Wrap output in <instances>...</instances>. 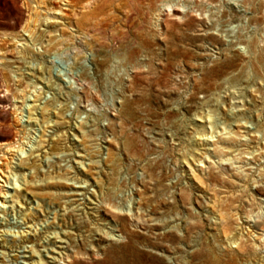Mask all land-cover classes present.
Masks as SVG:
<instances>
[{
	"label": "rangeland",
	"instance_id": "1",
	"mask_svg": "<svg viewBox=\"0 0 264 264\" xmlns=\"http://www.w3.org/2000/svg\"><path fill=\"white\" fill-rule=\"evenodd\" d=\"M69 2L0 0V264H264V0Z\"/></svg>",
	"mask_w": 264,
	"mask_h": 264
},
{
	"label": "bare ground",
	"instance_id": "2",
	"mask_svg": "<svg viewBox=\"0 0 264 264\" xmlns=\"http://www.w3.org/2000/svg\"><path fill=\"white\" fill-rule=\"evenodd\" d=\"M207 1H209V0H207ZM67 2L68 3H70L69 2V0H67ZM92 4V3H91ZM90 5V1L89 2H87L86 4H85V6L83 7V8H85V7H88ZM58 6V10L59 11H61V6L60 5H57ZM89 8V7H88ZM162 9H161V12H165V11H167V12H171V11H173L172 10V5H169L168 3H165L164 5H162V7H161ZM178 10V9H177ZM179 11H181V10H179ZM60 14V13H59ZM166 15V14H165ZM27 24H28V22H27ZM257 87V86H256ZM248 91H250V87L248 88V86H244V87H240V86H238V87H235V86H230L229 88H227L225 91H224V93L225 94H228L230 97H234L233 99H238V98H242L243 97V95L246 93V92H248ZM30 98L27 96H25V103H24V107H26V108H31V107H34V105H30V104H28L27 102L29 101V102H31V101H34L33 99H30ZM233 104L236 106V107H238V106H241L242 104H243V101H236V102H233ZM212 106H214V104L212 105ZM193 120L195 121V122H199L200 123V126L203 128V130H205L206 131V133H201V134H195L193 137H192V141L195 143V145H197V146H207V145H210V143L213 145V146H216L217 145V142L220 140V138H221V136H222V134H227V133H229V134H231L232 132H226V133H224L223 131H226L227 129L226 128H219V126L217 125V122H216V120L211 116V115H203V116H198V115H194V118H193ZM221 131H220V130ZM216 137H218V139L219 140H217L216 139ZM217 141V142H216ZM16 144H17V142L16 143H14V142H11V143H4V147L5 148H7V150L8 149H15V148H19V147H16ZM39 144V143H38ZM19 146H21V145H19ZM40 146H41V144H39L38 145V147H37V150L36 151H39L40 150ZM31 148V150H32V147H30ZM19 150V149H18ZM22 150V149H21ZM20 150V151H21ZM31 150H29V152H30V154L26 157V159H30L31 157H32V155H34V153H35V151H31ZM199 150H202V149H197V151L195 152V154H197V155H200V153L198 152ZM204 150V149H203ZM205 150H208V148H206L205 147ZM19 151V152H20ZM25 151V150H24ZM24 151H23V153L21 152V154L19 153V156H21V158H22V155L24 154ZM257 151V150H256ZM256 151H252L251 152V154H254ZM38 156H40V155H36V156H34V157H38ZM3 157V156H2ZM33 157V158H34ZM23 158H25V157H23ZM233 160L235 159V158H232ZM240 158H238V159H236V161H238ZM1 160V159H0ZM22 160V159H21ZM236 163V162H235ZM238 169H242V167H238ZM20 178V177H19ZM21 179H22V181H23V184H28V182L26 181V174H24L23 176H21ZM13 182V183H12ZM9 184H11L12 185V188H9L11 191H14V192H16L19 188H20V184H18V183H16V181L13 179L11 182L9 181ZM7 193V192H6ZM2 194V192L0 193V195ZM4 195H6V194H4ZM77 195H79V194H77ZM10 198H13V195H11L10 196ZM11 202H16V201H14V198L13 199H11ZM4 207V206H3ZM130 208V207H129ZM115 209H117V208H115ZM119 209V208H118ZM131 210V209H130ZM131 211H129L127 208H126V210H124V209H119L118 210V213H120V214H122V215H129V216H131L132 217V219H134V220H136V219H138L136 216H135V214H131L130 213ZM242 235V234H241ZM3 236V242H4V245L6 244V246L7 247H9L12 251H16L17 250V248H19V249H21V248H23V249H25V248H27L28 246H21V247H19L20 245L18 244V242H15L14 241V239H8L7 238V234L6 233H4V231H3V233H2V235H1V237ZM110 237H113V236H110ZM114 238V237H113ZM24 240H25V238H23ZM241 237H239V236H233V237H231V239H230V241H232V244H236L239 248H243V250H245V248H244V246H243V244L241 243ZM260 239H261V237H260ZM24 242V241H23ZM19 253H21L20 251H18ZM31 252H32V249H31ZM24 253V252H23ZM23 257H27V256H23ZM67 258H70V256H67ZM44 264H46L45 262H44Z\"/></svg>",
	"mask_w": 264,
	"mask_h": 264
}]
</instances>
